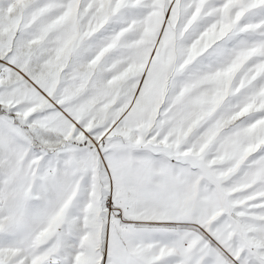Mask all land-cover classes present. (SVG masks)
I'll list each match as a JSON object with an SVG mask.
<instances>
[{"label":"snow or ice","instance_id":"snow-or-ice-1","mask_svg":"<svg viewBox=\"0 0 264 264\" xmlns=\"http://www.w3.org/2000/svg\"><path fill=\"white\" fill-rule=\"evenodd\" d=\"M0 264H264V0H0Z\"/></svg>","mask_w":264,"mask_h":264}]
</instances>
